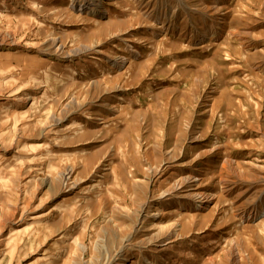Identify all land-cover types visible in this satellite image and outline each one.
Here are the masks:
<instances>
[{
    "label": "rangeland",
    "instance_id": "1",
    "mask_svg": "<svg viewBox=\"0 0 264 264\" xmlns=\"http://www.w3.org/2000/svg\"><path fill=\"white\" fill-rule=\"evenodd\" d=\"M0 264H264V0H0Z\"/></svg>",
    "mask_w": 264,
    "mask_h": 264
},
{
    "label": "bare ground",
    "instance_id": "2",
    "mask_svg": "<svg viewBox=\"0 0 264 264\" xmlns=\"http://www.w3.org/2000/svg\"><path fill=\"white\" fill-rule=\"evenodd\" d=\"M102 4H99L98 6H97V8H99V9H101V8H103L102 6H101ZM87 9V8H86ZM92 12V11H91ZM94 13V12H93ZM69 127L67 128V129H76L77 128V126L75 125V124H69L68 125Z\"/></svg>",
    "mask_w": 264,
    "mask_h": 264
}]
</instances>
